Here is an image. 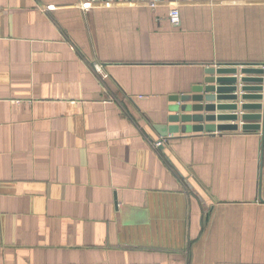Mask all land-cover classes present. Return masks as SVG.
<instances>
[{
    "label": "crops",
    "instance_id": "obj_1",
    "mask_svg": "<svg viewBox=\"0 0 264 264\" xmlns=\"http://www.w3.org/2000/svg\"><path fill=\"white\" fill-rule=\"evenodd\" d=\"M235 65H264V0H0V264H264L263 132L155 146Z\"/></svg>",
    "mask_w": 264,
    "mask_h": 264
},
{
    "label": "water",
    "instance_id": "obj_2",
    "mask_svg": "<svg viewBox=\"0 0 264 264\" xmlns=\"http://www.w3.org/2000/svg\"><path fill=\"white\" fill-rule=\"evenodd\" d=\"M205 74L190 94L172 99L164 137L239 130L264 134V65L207 66Z\"/></svg>",
    "mask_w": 264,
    "mask_h": 264
},
{
    "label": "built area",
    "instance_id": "obj_3",
    "mask_svg": "<svg viewBox=\"0 0 264 264\" xmlns=\"http://www.w3.org/2000/svg\"><path fill=\"white\" fill-rule=\"evenodd\" d=\"M83 2H90V3H145L148 4L152 9H155L158 7V5L166 2V1H174L178 2L181 0H81ZM170 23L177 27L181 24V15L179 8H173L170 12L169 16ZM95 72L100 77L101 80H106L108 78L107 72L104 70L103 66L96 65ZM241 114V112H240ZM243 124L242 121L239 122V125L241 126ZM167 141V137H162L158 142L155 143V146L157 148L163 147Z\"/></svg>",
    "mask_w": 264,
    "mask_h": 264
}]
</instances>
